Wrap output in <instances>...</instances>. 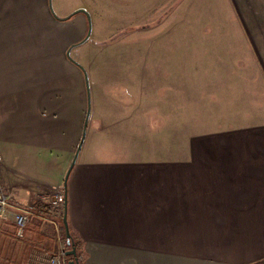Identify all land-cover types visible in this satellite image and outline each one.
<instances>
[{
  "label": "rangeland",
  "instance_id": "obj_1",
  "mask_svg": "<svg viewBox=\"0 0 264 264\" xmlns=\"http://www.w3.org/2000/svg\"><path fill=\"white\" fill-rule=\"evenodd\" d=\"M53 5L59 17L80 8L91 15L90 41L71 53L89 77L83 152L101 148L100 135L121 132L129 138L133 123L162 149L170 141L178 143L176 150H229V104L242 106L236 78L243 73H234L247 68L254 49L243 20L250 0H53ZM87 31L84 14L57 21L48 0H0V176L7 164L24 167L14 156L19 146H4L8 137H19L17 126H40L44 139L69 142L79 135L80 141L88 93L82 70L66 52ZM258 96L264 99L254 94L255 100L243 103L253 104ZM96 122L105 127L102 132L93 128ZM192 138L197 139L191 145ZM162 149L154 156L166 157Z\"/></svg>",
  "mask_w": 264,
  "mask_h": 264
},
{
  "label": "crops",
  "instance_id": "obj_2",
  "mask_svg": "<svg viewBox=\"0 0 264 264\" xmlns=\"http://www.w3.org/2000/svg\"><path fill=\"white\" fill-rule=\"evenodd\" d=\"M248 9L246 41L254 49L247 68L234 73H243L236 78L242 106L229 104V150H176L170 141L162 149L133 123L129 138L104 134L97 136L101 148L82 149L65 197L79 135L64 142L42 138L40 126H17L19 137H8L4 146H19L14 156L24 167L5 165L0 192L31 215L24 239L12 215L0 218V264H51L58 257L59 246L56 254L54 241L41 234L39 208L59 196L67 200L84 264H264V99L243 103L264 95V0H250ZM97 123L93 128L102 132ZM161 149L166 157L154 156ZM65 201L52 208L54 219L45 217L60 240Z\"/></svg>",
  "mask_w": 264,
  "mask_h": 264
},
{
  "label": "water",
  "instance_id": "obj_3",
  "mask_svg": "<svg viewBox=\"0 0 264 264\" xmlns=\"http://www.w3.org/2000/svg\"><path fill=\"white\" fill-rule=\"evenodd\" d=\"M48 9H49V12L51 13V15L53 16L54 19H56L57 21H60V22H66L68 20H70L73 16L75 15H78V14H84L87 18V21H88V31H87V34L85 36V38L76 43V44H73L71 45L67 52H66V56H67V59L73 63L75 66H77L78 68H80L85 76V82H86V87H87V93H88V110H87V113H86V119H85V122H84V126H83V132H82V136H81V139H80V142H79V145L76 149V152H75V155H74V158L72 160V163L69 167V170L66 174V177H65V180H64V191H65V197H67V187H68V180H69V176L77 162V159L79 157V154L82 150V147L84 145V142H85V137H86V131H87V126H88V123H89V118H90V114H91V109H90V87H89V77H88V74L86 72V70L77 62L75 61L72 57H71V53L73 51L74 48L78 47V46H82L84 44H86L87 42L90 41V38H91V35H92V21H91V15L90 13L84 9V8H80V9H77L76 11H74L71 15L67 16V17H59L55 10H54V5H53V0H48ZM67 206H68V203H67V200L65 201V204H64V217H63V226H64V229H65V232H66V244L67 246H72L73 245V241H72V235H71V232H70V227H69V223H68V218H67ZM41 234L51 240L54 241V246H55V252L56 254L58 253V243H59V236H58V231H57V228H56V224L54 222H51V221H45L42 225V228H41ZM65 255L67 257H72L73 259L70 260L69 264H79V261L77 259V253H76V248L72 247L71 250L65 252Z\"/></svg>",
  "mask_w": 264,
  "mask_h": 264
},
{
  "label": "built area",
  "instance_id": "obj_4",
  "mask_svg": "<svg viewBox=\"0 0 264 264\" xmlns=\"http://www.w3.org/2000/svg\"><path fill=\"white\" fill-rule=\"evenodd\" d=\"M64 201H65L64 197L59 196L55 201H53L51 206L55 207L59 204H63ZM8 215H12L15 220V224L17 228L16 231L17 237L19 239H24L26 227L31 213L23 208L13 207L9 202V198L3 192H0V218H5ZM41 217L43 220L48 221L44 216L41 215ZM59 241L61 240L59 239ZM51 264H69V262L65 257V252L63 248L61 249V252L58 255V257L53 258L51 260Z\"/></svg>",
  "mask_w": 264,
  "mask_h": 264
},
{
  "label": "trees",
  "instance_id": "obj_5",
  "mask_svg": "<svg viewBox=\"0 0 264 264\" xmlns=\"http://www.w3.org/2000/svg\"><path fill=\"white\" fill-rule=\"evenodd\" d=\"M52 208H53V206H50V205L44 206L42 208H39V212L41 213L40 215H42V216H44L46 218H49V219H54L53 217H55V216H53V215H55L54 214L55 212H53L54 209H52ZM63 217H64V211H62L60 213V218H58V219L61 220V219H63ZM60 229H61V240H62V242L65 243V247L67 248L69 246H67V244H66V240H65V238H66V232H65V229H64V226L62 225V223H61V228ZM71 235H72V233H71ZM72 241H73L74 247L76 248L77 259L79 261V264H84L82 247H81L80 241H78L74 237V235H72ZM73 245L70 246L71 249H72ZM65 257L68 260L69 257H67V256H65Z\"/></svg>",
  "mask_w": 264,
  "mask_h": 264
},
{
  "label": "bare ground",
  "instance_id": "obj_6",
  "mask_svg": "<svg viewBox=\"0 0 264 264\" xmlns=\"http://www.w3.org/2000/svg\"><path fill=\"white\" fill-rule=\"evenodd\" d=\"M58 246H59V249H60V250H61L62 248H63V250H64V248H65V244L62 242V240L59 241Z\"/></svg>",
  "mask_w": 264,
  "mask_h": 264
}]
</instances>
